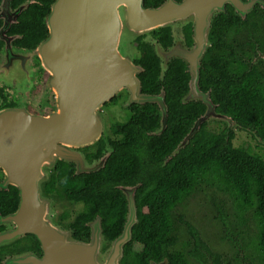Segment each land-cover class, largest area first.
I'll list each match as a JSON object with an SVG mask.
<instances>
[{"label":"trees","instance_id":"trees-1","mask_svg":"<svg viewBox=\"0 0 264 264\" xmlns=\"http://www.w3.org/2000/svg\"><path fill=\"white\" fill-rule=\"evenodd\" d=\"M54 1L12 0L13 7L27 3L9 31L17 36V44L32 48L48 37L46 16ZM163 1L145 0V5L159 6ZM234 11L228 9L212 20L202 58L200 88L209 93L217 112L232 118V122L238 123L237 129L249 131L264 147V63L253 57L264 53V8H253L244 16ZM153 32L164 48L174 41L171 26ZM144 37L142 34L136 38L138 55L134 58L142 67L138 74L141 92L164 94L166 127L162 128L158 103H133L132 117L122 124L111 125L114 136L104 134L96 145L86 149V160L107 155L105 164L96 171L77 173L74 163L61 161L57 171L43 183L44 194L48 196V191L59 185L67 198L84 204L77 221L71 223L74 237L89 238L92 234L89 222L99 216L104 237L114 240L127 222L128 201L123 187L133 186L138 221L125 255H136L135 264H150L151 259L159 260L164 255L171 264H189L186 254L197 255L204 244L193 234L194 241L168 251L176 239L172 234L176 223L186 222L190 226L176 209L189 197L211 188L230 198L239 223L247 227L254 223L253 229H247L244 245L239 244V234L232 233L230 227L226 236L256 264H264V152L236 146L237 129L224 119L213 118L203 122L173 155L205 114L207 105L201 99L184 100L192 78L189 64L174 57L164 71L163 60ZM2 203L17 207V187L6 192L0 188ZM133 242L138 245L136 249L131 247ZM189 245L191 248L185 252V246ZM236 255H241L239 249Z\"/></svg>","mask_w":264,"mask_h":264},{"label":"water","instance_id":"water-1","mask_svg":"<svg viewBox=\"0 0 264 264\" xmlns=\"http://www.w3.org/2000/svg\"><path fill=\"white\" fill-rule=\"evenodd\" d=\"M10 1L4 0L0 14L11 15V19L6 18L3 33L26 6L13 12ZM226 1L244 11L240 0H166L154 7L146 6L145 0H55L46 16L49 35L36 50H21L14 56L11 39L7 38L6 51L11 59L30 53L40 55L43 66L51 72L50 88L57 94L56 110L48 116L34 114L25 107L0 111V167L7 170L6 183L17 186L20 193L18 210L10 216L18 224L11 237L31 232L40 239L44 251L42 257L35 256L29 264H121L124 245L131 240L132 228L138 221L135 188H125L127 222L103 260L101 217L91 222L90 242L75 240L70 230H63L51 218L52 198L43 191L47 180L45 166L65 158L77 163L78 172L97 170L99 166L88 167L85 156L70 146H84L99 139L103 132L99 110L123 91L129 93L130 103H158L162 128L166 127L164 94L141 92L138 74L142 67L134 62L132 42L166 25L174 29L176 23L190 21L194 16L196 45L193 48L177 43L167 51L157 39L153 42L164 60V71L172 57L189 64L192 78L184 100L201 99L207 105L205 114L195 122L173 155L187 144L203 122L223 119L199 82L213 12L221 10Z\"/></svg>","mask_w":264,"mask_h":264},{"label":"flooded vegetation","instance_id":"flooded-vegetation-1","mask_svg":"<svg viewBox=\"0 0 264 264\" xmlns=\"http://www.w3.org/2000/svg\"><path fill=\"white\" fill-rule=\"evenodd\" d=\"M165 1L166 0H164L163 2ZM176 1L182 2L184 0H176ZM240 1L243 4V6H240V7L244 11L239 10L231 2L226 1L221 10H216L213 12L211 23H212L213 18H215L216 15L222 12L226 13L228 9H233L235 10L234 12H237L239 15L244 16L248 14L253 8H262V7L264 8V0H240ZM3 2L4 0H1L0 14L2 13V10H3ZM22 5L27 6V3L23 2L18 7H13L12 0L10 1V6L13 12L18 10ZM7 15L6 17L0 16V37L3 43V44L1 43L0 45V111L6 108L25 107L34 114L48 116L50 115L51 111L56 110V108H54L53 106V98L55 97L57 98V94L55 93L53 89L50 88L49 80L51 77V72L43 66L42 58L37 53H34V54L30 53V55L26 57H16V58L14 57L11 59V55L7 54V51H6L7 43H8L7 38L11 39V44L14 50L16 51V52L15 51L12 52L14 56L21 50H30V51L36 50L46 38L40 41L35 47H32V48H26L22 45L17 44L16 43L17 36L14 34H9V31H10L11 26L14 23H16L19 15L17 16L15 21H12L10 23V26L7 29V31L3 33V27L6 24V18L11 19L10 17L11 15L9 16ZM195 27H196L195 16L194 18L192 17L190 21H184L183 23L179 24L178 27L176 28V31L180 32V36L182 37L180 41L175 40L174 29L171 27L172 32H173L174 41L171 45L167 46L165 49L168 51L176 43H179L183 47H186L188 49L193 48L196 45ZM48 35H49V32H48ZM145 37H144V40L146 42L153 44L151 41L146 40ZM134 42H135V45L137 46L139 40L136 39ZM253 57L256 59V61H259V59L263 60V63H264V53L253 55ZM173 58L174 57H172L170 61ZM119 94H116L111 99L107 100L104 103V105L100 108L99 113H98L100 117L104 116L105 121L108 122L109 132H104V133L102 132L99 139L95 140L94 143L92 144H88L84 146L72 145L70 146L71 149L81 152L86 158V149L91 145H96V143L101 139V137L104 134L107 136H114L111 125L117 124V123L122 124L128 121L132 117L134 113V108L132 107V105L135 102L133 103L129 102L128 92L123 91L120 94L121 96ZM123 94H127V99L123 100ZM24 96H26L27 98L29 97L36 98V101L38 103H41L42 108L38 110H31L30 105L26 104V102L23 100ZM194 100L196 101V99ZM111 107H115V108L111 109ZM119 108L126 109L127 114L130 113L128 118L124 121H121L120 117L118 118L115 117V115H121L118 112ZM226 117L228 116H223V119L228 121V123L231 124L232 127L235 124V128H238L237 122L235 121L232 122L231 120L232 118H229V120H227L225 119ZM106 130H108V128ZM104 152H106V150L103 151V153ZM106 158H107V155H102L99 158H92L91 160H87L88 167L94 168V167L99 166V168L97 169L99 170L105 164ZM61 161H65L66 163H70V162L74 163L76 166L77 173H89L91 171H96V170H90V171L78 172V166L76 162L72 160H66L65 158H59L54 164L45 166L47 179L52 177V174L55 171H57L59 162ZM7 175L8 173H7L6 168L0 167V188L3 189L4 192L8 190H12V187H17L11 183L10 184L6 183ZM128 187H133V186L123 187V192L125 195H126L125 188H128ZM48 197L52 198L54 202V207L57 205L58 201H66L67 203H69L67 208L60 215H58V219L55 221L53 220V221L57 225H59L63 230H66V231L70 230L75 240L90 242L91 235L89 238L88 237H84V238L74 237L75 229L71 226V223H74L75 221H77V218L79 217V215L81 214L84 208V204L82 202H76V200L67 198L65 196L64 191L60 190L59 185H57V187L54 188L53 190L50 189L48 191ZM126 198H127V195H126ZM19 203H20V193H19ZM19 203L17 207H14L13 205L6 204V203H2L0 205V264H29L30 262L34 260L35 256L42 257L44 254L41 241L37 237V235L31 232H27L19 237H11L12 236L11 231L17 229L18 224L16 221L10 218V216L14 214L15 212H17ZM179 207L180 206H178V208ZM178 208L176 209V211L178 213H181V211ZM52 215H53V212H52ZM224 215H225L224 211L220 209V216L223 219V221H225ZM91 222L92 221L89 222L90 226H91ZM182 229L186 231V234L183 237L181 235ZM122 233L118 237H120ZM172 234H174L176 239L172 242L173 244L170 245L168 248V251H171V252L177 249L183 248V246L188 244L189 241H194L193 234L195 235L196 238L200 239L203 242L204 245L201 246V248L197 252L198 253L197 255H193L189 253L186 254L189 264H256L254 260L249 258L247 255L243 254L244 252L240 250L241 247L238 248L241 255H236L234 256V258L233 257L226 258L223 255H219L217 253L212 252L207 244V241L201 236L198 228L197 227L195 228L192 224L188 226L186 222H180V223L177 222L175 226V230L174 228L172 229ZM118 237H116L114 240H109L104 237V242L102 243L104 244V246H103V249L102 248L101 249L102 251L107 252L106 255L110 253L111 246H113V242L116 241ZM132 239H133V235H132L131 240H129L124 245V251H123V256L121 258V264H135L136 262V259H135L136 255H131L129 253L125 255L126 245L130 243ZM131 247L132 249H136L138 245L136 244V242H133L131 244ZM190 248H191V245L185 246V249L187 250L185 252H188ZM161 262H166L165 264H171L169 257L167 255H164V257L159 260L151 259L150 264H156V263L159 264Z\"/></svg>","mask_w":264,"mask_h":264},{"label":"rangeland","instance_id":"rangeland-1","mask_svg":"<svg viewBox=\"0 0 264 264\" xmlns=\"http://www.w3.org/2000/svg\"><path fill=\"white\" fill-rule=\"evenodd\" d=\"M181 23L183 22L176 23V26L174 28V37L176 41L177 40L180 41L182 39V37L180 36V32L176 31V28ZM145 39L153 43L154 40L156 39V32L151 31L150 34L146 35ZM132 45H133L135 57H136L138 55V50L136 49V45L134 41L132 42ZM121 93L122 92H120V94ZM125 99H127V94H123V100ZM23 100L26 102V104L30 105L31 110H38L42 108L41 103H38L36 101V98H32V97L27 98L26 96H24ZM53 106L54 108L57 107L56 97L53 98ZM114 108L115 107H111V109H114ZM118 112L121 115H115V117L116 118L120 117L121 121L126 120L128 116L130 115V113L127 114L126 109L119 108ZM101 118L103 121V133L109 132L108 122L105 121L104 116H101ZM233 127L234 129H237L235 128V124ZM107 128L108 130H106ZM234 144L236 146H241V145H244L247 147L250 146L256 152L257 151L261 153L264 152L263 150L264 147L260 146L259 143L251 136L250 132L245 129L240 128L236 130V137L234 140ZM68 205L69 203H67L66 201H58L57 205L54 207V202L52 200L51 218L54 221L57 220L58 215H60L67 208ZM178 209L181 211L182 215H184L185 220H187L195 228L196 227L198 228L201 236L207 241V244L209 248L211 249V251L219 255H223L226 258H232V257L234 258V256H236L235 252L237 251L238 248H240V247H236L234 245V242L231 241L226 236L227 227H230V231L232 233L239 234L238 242L240 245H244L243 238H245V241H247L246 236H245L247 229L254 228L253 222H250L248 224V227L245 224L239 223L237 211L233 207L230 201V198L226 194L209 189V188H205L201 192L196 193L195 195L189 197L183 204L180 205ZM220 209L224 211L225 221H223V219L220 216ZM52 212H53V215H52ZM185 234H186V231L182 229L181 231L182 237L185 236ZM102 242H104V239H102ZM103 246L104 244H102V249H103ZM102 249H101V254L104 255L102 257V259L104 260L107 252L102 251Z\"/></svg>","mask_w":264,"mask_h":264},{"label":"clouds","instance_id":"clouds-1","mask_svg":"<svg viewBox=\"0 0 264 264\" xmlns=\"http://www.w3.org/2000/svg\"><path fill=\"white\" fill-rule=\"evenodd\" d=\"M203 58V57H202Z\"/></svg>","mask_w":264,"mask_h":264}]
</instances>
